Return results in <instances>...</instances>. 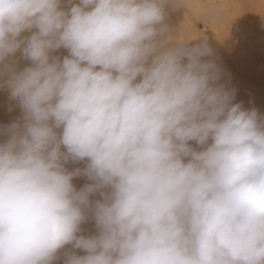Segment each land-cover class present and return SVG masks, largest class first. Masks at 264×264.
I'll list each match as a JSON object with an SVG mask.
<instances>
[{
    "label": "clouds",
    "instance_id": "clouds-1",
    "mask_svg": "<svg viewBox=\"0 0 264 264\" xmlns=\"http://www.w3.org/2000/svg\"><path fill=\"white\" fill-rule=\"evenodd\" d=\"M184 6L0 0V264H264V114Z\"/></svg>",
    "mask_w": 264,
    "mask_h": 264
},
{
    "label": "rangeland",
    "instance_id": "rangeland-1",
    "mask_svg": "<svg viewBox=\"0 0 264 264\" xmlns=\"http://www.w3.org/2000/svg\"><path fill=\"white\" fill-rule=\"evenodd\" d=\"M168 23L174 31L180 30V39L199 42L206 37L224 72L222 82L228 81V86L236 90L234 102H243L245 108H256L264 114V0H185L184 8L170 10ZM55 54L64 56L67 51L61 49ZM23 66L25 62L21 61ZM20 115L7 90L0 89V128ZM4 139L0 135V141ZM83 166V162L67 165L69 170ZM88 182L86 177L73 180L77 189ZM82 229L84 235L95 231L91 221ZM70 250V245L65 246L54 264H63L64 253Z\"/></svg>",
    "mask_w": 264,
    "mask_h": 264
}]
</instances>
